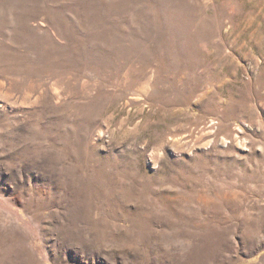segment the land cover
I'll use <instances>...</instances> for the list:
<instances>
[{
  "label": "rangeland",
  "instance_id": "374dc122",
  "mask_svg": "<svg viewBox=\"0 0 264 264\" xmlns=\"http://www.w3.org/2000/svg\"><path fill=\"white\" fill-rule=\"evenodd\" d=\"M0 264H264V0H0Z\"/></svg>",
  "mask_w": 264,
  "mask_h": 264
}]
</instances>
